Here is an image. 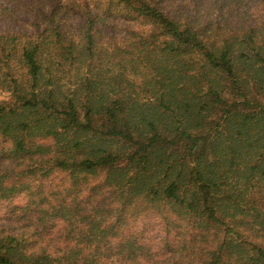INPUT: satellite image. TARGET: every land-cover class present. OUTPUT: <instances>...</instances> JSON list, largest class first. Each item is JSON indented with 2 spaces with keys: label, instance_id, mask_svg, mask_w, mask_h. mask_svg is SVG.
<instances>
[{
  "label": "trees",
  "instance_id": "16d2710c",
  "mask_svg": "<svg viewBox=\"0 0 264 264\" xmlns=\"http://www.w3.org/2000/svg\"><path fill=\"white\" fill-rule=\"evenodd\" d=\"M2 1L0 264H264V0Z\"/></svg>",
  "mask_w": 264,
  "mask_h": 264
},
{
  "label": "rangeland",
  "instance_id": "374dc122",
  "mask_svg": "<svg viewBox=\"0 0 264 264\" xmlns=\"http://www.w3.org/2000/svg\"><path fill=\"white\" fill-rule=\"evenodd\" d=\"M0 4L1 5H6L5 2H3L2 0H0ZM9 26V22L8 21H0V31H4L8 28ZM20 28V24L18 25L17 23H15L13 25L12 30H18ZM30 30V29H28ZM132 229H134V231L136 232H143L144 237L148 240L151 241V245L155 248V249H165V242L168 239V237L166 236L165 230L163 225H161V223L159 222V218L158 217H142L141 219H139L138 221H133L132 222ZM174 236V234H172L171 236H169V242L171 244L172 241V237Z\"/></svg>",
  "mask_w": 264,
  "mask_h": 264
}]
</instances>
